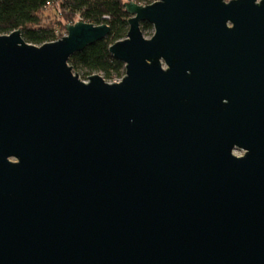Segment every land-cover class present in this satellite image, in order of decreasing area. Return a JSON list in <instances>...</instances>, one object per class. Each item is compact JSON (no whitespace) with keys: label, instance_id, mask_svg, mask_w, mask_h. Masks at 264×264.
Returning <instances> with one entry per match:
<instances>
[{"label":"water","instance_id":"water-1","mask_svg":"<svg viewBox=\"0 0 264 264\" xmlns=\"http://www.w3.org/2000/svg\"><path fill=\"white\" fill-rule=\"evenodd\" d=\"M124 7L114 83L0 35V264H264V0Z\"/></svg>","mask_w":264,"mask_h":264},{"label":"trees","instance_id":"trees-1","mask_svg":"<svg viewBox=\"0 0 264 264\" xmlns=\"http://www.w3.org/2000/svg\"><path fill=\"white\" fill-rule=\"evenodd\" d=\"M154 0H0V35L20 30L25 42L41 46L59 39L65 26L84 21L94 25L106 24L110 32L102 41L72 55L68 64L83 78L100 73L105 81H119L124 76V65L113 59L109 47L126 37L129 15L124 4L135 2L149 5ZM48 9L54 11V21L45 17ZM76 17L79 19L76 21ZM64 20V24L61 22ZM76 21V22H75ZM141 31L152 29L141 24Z\"/></svg>","mask_w":264,"mask_h":264},{"label":"rangeland","instance_id":"rangeland-1","mask_svg":"<svg viewBox=\"0 0 264 264\" xmlns=\"http://www.w3.org/2000/svg\"><path fill=\"white\" fill-rule=\"evenodd\" d=\"M44 15H45V17H51V20L52 21H54V11H53V9H48L45 13H44ZM79 19L76 17V21H78ZM75 21V22H76ZM63 24H64V20H62L61 21ZM58 32H59V39L60 38H62L66 33H64V31L63 30H60L59 28H58ZM143 33V36L146 38V39H149L151 36H152V34H153V29H151V30H149V31H146V32H142ZM95 74H98V75H100V76H102L100 73H95ZM78 75V77H79V79L81 80V81H83V82H87V80H88V78L87 77H89V76H87L86 78H83L82 77V75L81 74H77ZM106 82H108V81H106ZM114 82H118V81H112V82H108V83H114ZM235 155L236 156H240V155H242V153L241 152H235Z\"/></svg>","mask_w":264,"mask_h":264},{"label":"built area","instance_id":"built-area-1","mask_svg":"<svg viewBox=\"0 0 264 264\" xmlns=\"http://www.w3.org/2000/svg\"><path fill=\"white\" fill-rule=\"evenodd\" d=\"M155 1H157V0H154L153 2H155Z\"/></svg>","mask_w":264,"mask_h":264}]
</instances>
